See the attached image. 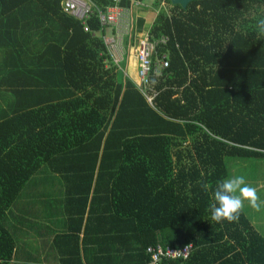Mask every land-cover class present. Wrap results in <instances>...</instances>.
<instances>
[{"label": "trees", "instance_id": "1", "mask_svg": "<svg viewBox=\"0 0 264 264\" xmlns=\"http://www.w3.org/2000/svg\"><path fill=\"white\" fill-rule=\"evenodd\" d=\"M143 1L90 0L95 14L84 25L63 12V0H0L9 75L0 88L8 77L24 79L9 83L20 104L0 120V264H11L17 249L9 212L42 167L85 205L90 192L93 205L108 188L105 210L143 243L144 264L156 244L195 247L190 259L162 264H264V237L244 210L235 223H216L209 208L229 178L227 157L264 158V43H238L243 33L234 27L240 10L264 0H195L186 9L158 0L147 34L166 43L147 82L138 58L134 75L113 60L110 26L99 17L115 7L146 10ZM47 16L61 32L51 34ZM23 21L50 40L29 43L26 62L27 45L10 43ZM165 53L169 64L157 69Z\"/></svg>", "mask_w": 264, "mask_h": 264}, {"label": "crops", "instance_id": "2", "mask_svg": "<svg viewBox=\"0 0 264 264\" xmlns=\"http://www.w3.org/2000/svg\"><path fill=\"white\" fill-rule=\"evenodd\" d=\"M248 6L240 10L241 19L238 25H234L242 29L244 37L238 43H264V38L256 36L254 31L256 18L264 15V6L260 8ZM126 17L123 25L125 29H122L117 37L120 50L115 55H111L115 62L116 60L118 63L125 62L128 57L130 60L128 64H135L138 41L151 29L157 13H153L150 9H133ZM46 18L45 27L51 34L61 32L54 19L48 16ZM113 29L109 28L107 37L117 36L116 30ZM47 36L45 32L41 34L40 31L32 30L23 21L10 43H16L19 49L27 45L26 55L21 56L26 62L32 56L27 49L28 44L49 43ZM4 53L6 51H0V80L4 76H9L7 61L3 58ZM13 62L14 60L10 59L9 63ZM135 70L137 73V68ZM17 78L8 77L7 88H0V120L4 114L15 111L14 107L20 104L15 91L8 88L9 83L10 86L11 84L14 86L13 83L17 82ZM23 80L21 76L17 83ZM227 158L225 162L230 172L229 178H232L233 173L229 168L228 160L239 167L254 166L257 169L256 172L246 173L243 176L246 182L256 189L260 197L261 209L256 211L248 206L250 214L245 208L243 210L264 237V219L257 220L258 217L264 218V173H262L264 158ZM65 182L58 173L42 167L25 187L21 198L9 212L8 227L15 233L17 239V249L11 264H65V260L77 264L78 256H80V264H144L146 258L142 255L143 243L124 229L122 220L119 222L118 219L115 223L111 221L112 216L105 210L109 208L108 198L104 199L108 188H104L102 193L95 197L93 205H90L92 196L90 192L89 201L85 205L84 202L78 201L81 196H67ZM114 228L117 231L113 230ZM76 248L79 249V253L76 252Z\"/></svg>", "mask_w": 264, "mask_h": 264}, {"label": "built area", "instance_id": "3", "mask_svg": "<svg viewBox=\"0 0 264 264\" xmlns=\"http://www.w3.org/2000/svg\"><path fill=\"white\" fill-rule=\"evenodd\" d=\"M118 5L121 0H114ZM165 2V1H164ZM162 6H166V3H163ZM63 12L67 13L70 16H73L76 19L82 20L84 25H87V20L95 14V8H93L92 2L90 0H63L62 2ZM130 13V9H121L118 7L110 8L107 13L100 12L99 17L103 26L114 27L116 30L117 36L110 38L105 36V42L108 46L110 54L115 55L120 50V44L118 42V35H120L122 29H125L123 26L125 23L126 15ZM128 33V32H126ZM166 39L163 38L162 41L152 42L146 34L140 41L139 46L136 49V57L140 62L139 74L141 79L144 82L148 81L149 73L151 72L153 60L152 57L157 53V46L159 43H166ZM168 54L165 53L161 55L159 59L158 68H164L169 64ZM118 63V60H116ZM156 69V70H157ZM154 95H147L146 98L150 103H152ZM195 251L193 244L187 245L185 247H171L163 246L161 244L150 245L146 248L145 253L148 255L147 264H162L163 261L176 260L183 261L191 258Z\"/></svg>", "mask_w": 264, "mask_h": 264}, {"label": "clouds", "instance_id": "4", "mask_svg": "<svg viewBox=\"0 0 264 264\" xmlns=\"http://www.w3.org/2000/svg\"><path fill=\"white\" fill-rule=\"evenodd\" d=\"M254 31L256 36L264 38V15L256 18ZM201 187L208 192L211 185L201 183ZM212 200L209 205L211 220L216 223L237 222L245 202L253 210L261 209V201L256 189L246 182L244 176H235L218 182L213 190Z\"/></svg>", "mask_w": 264, "mask_h": 264}, {"label": "rangeland", "instance_id": "5", "mask_svg": "<svg viewBox=\"0 0 264 264\" xmlns=\"http://www.w3.org/2000/svg\"><path fill=\"white\" fill-rule=\"evenodd\" d=\"M157 3H158V0H144L143 2H142V4L145 6V7H147L148 9H150V10H152V12L153 13H157L156 11H157ZM145 9V8H144ZM125 41V40H124ZM138 43H139V41H138ZM135 53H136V51H135ZM127 62L129 63L130 62V60H129V58L127 57L126 58V61L124 62H122V63H120L121 64V66L122 67H124L125 66V64H127ZM130 66H131V68L132 67H134L135 69L137 68L136 66H135V64H130ZM135 69H133L132 68V70H131V74L132 75H134V74H136V70ZM138 69V68H137ZM133 72V73H132ZM227 159H230V158H227ZM228 162H229V168L231 169V172L233 173V175H232V177H235V176H243V175H246V173H254V172H256V167H254V166H249L248 168H244V167H239V166H237V165H233V164H231V162H230V160H228ZM236 172V173H235ZM262 173H264V172H262ZM256 175H257V173H256ZM243 208H245L246 210H247V212H249V207H248V204H247V202H245V204H244V207ZM249 214H250V212H249ZM260 219H264V218H259L258 217V221L260 220ZM260 226V225H259ZM257 229V228H256Z\"/></svg>", "mask_w": 264, "mask_h": 264}, {"label": "water", "instance_id": "6", "mask_svg": "<svg viewBox=\"0 0 264 264\" xmlns=\"http://www.w3.org/2000/svg\"><path fill=\"white\" fill-rule=\"evenodd\" d=\"M195 0H172L173 5L180 6L183 9H186L188 5Z\"/></svg>", "mask_w": 264, "mask_h": 264}]
</instances>
